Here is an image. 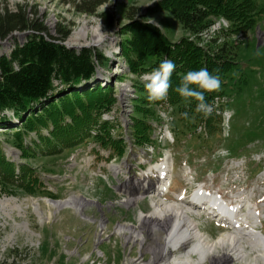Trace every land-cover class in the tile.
Here are the masks:
<instances>
[{"label":"rangeland","instance_id":"374dc122","mask_svg":"<svg viewBox=\"0 0 264 264\" xmlns=\"http://www.w3.org/2000/svg\"><path fill=\"white\" fill-rule=\"evenodd\" d=\"M176 1L107 0L97 8L95 14L87 15L76 12L70 5L63 4L62 0H0V13L4 7L9 12H16L17 7H22L31 19L35 11L50 36L56 37L57 26L69 29L70 34L64 41V45H67L65 47L74 50L89 48L101 52L107 61L103 66H96V83L101 86L110 80L114 89V105L119 107L120 112L114 120L126 121L129 128L133 125L135 113L132 103L138 92L132 84V76L126 72L123 58L119 56L121 43L134 45L139 34L145 35L147 32V36L154 40L165 38L177 42L185 38L193 41L196 38L200 43L211 44L210 47H213L215 44L209 43V40L214 38V34L221 28L228 26L221 19H217L203 34L193 36L183 29L171 12L176 9ZM259 1L264 9V0ZM104 12L111 16L112 24L101 19L100 14ZM132 12L138 14L129 19L127 15ZM153 20L157 21L159 26L154 25ZM138 23L146 24L144 26L147 27L143 28ZM82 27L86 30L85 36L78 35ZM152 28L158 30V36L152 32ZM96 30L103 37L98 43L92 42V33ZM30 33L15 32L10 39L0 42V55L6 52L9 55L15 44L24 42ZM230 42L234 47L231 53L239 64V70L228 75L229 79L223 88L228 100L226 110L231 113L228 134L222 136V133H219L207 140H197L188 137L186 126L177 124V134L174 133L176 144L164 146L173 153L175 178L167 199H171L173 194L184 187L188 188L187 195L193 196L190 194L198 193L196 187L202 185L210 195L219 196L230 208L237 210L236 206L241 207L243 215L238 214L236 218L243 220L239 221L244 227L243 231H260L255 233L260 235L264 242V168L261 170V166L256 167L257 163L254 162L258 152L264 153V10L251 30L234 36ZM124 75L126 78L121 79ZM127 89L128 91H125ZM130 99L132 108L129 105ZM108 115L112 116L111 113ZM6 127L0 124V142L6 156L12 158V155L15 156L12 151L17 148L13 145L11 131ZM157 130L162 133V138L165 127H158ZM89 148V145L84 144L60 155L25 160L39 173L47 194L30 196L18 190H14L12 195L0 192V203L4 207L0 210V264H129L130 259L135 261L140 257L138 247L123 245L117 240L113 227L117 223L135 225L138 211H149L147 204L150 200L141 202L139 207L132 205L133 210L125 209L120 204L125 198L123 195L126 186L130 190L134 189L131 184L136 177L134 167L143 169L149 158L132 151L121 160L116 158V162L110 164V160H97L94 151H89ZM167 149L159 150L162 154V151L166 152ZM217 149L221 155L225 154L222 149H226L230 158L223 159L219 155L213 158L211 153ZM162 155L156 152L153 161L159 160ZM71 156L78 162L69 172ZM82 156L83 159L84 156L92 157L91 161L94 159L89 169H85L83 161H79ZM185 158L192 166L187 170L190 174L183 178L180 168ZM197 159L201 160V163L194 164L192 161ZM260 164L264 166L263 161ZM111 166L120 171L114 174ZM190 178L193 181L187 185L185 180ZM141 186L136 190L142 191ZM71 196L87 199L84 213L94 218L101 214L108 221V230L100 232L96 223L85 222L72 207L56 212L46 202L64 201ZM139 196L144 197V194ZM34 202L39 204L38 214L33 210ZM15 206H19L21 211ZM99 209L101 212H98ZM248 210L256 215L255 222L245 215ZM195 219L199 221L200 230L210 241L229 231L224 227L226 223L215 221L216 217L213 221L202 214ZM105 231H108L106 239L102 240L101 234ZM156 243L157 239L145 241L148 246ZM182 251L183 248L168 259L181 257ZM253 255L254 251L248 247L246 257L252 259ZM149 258L150 255L144 253L139 261H149ZM196 259L197 257L193 256V260ZM203 264H209V261Z\"/></svg>","mask_w":264,"mask_h":264},{"label":"trees","instance_id":"16d2710c","mask_svg":"<svg viewBox=\"0 0 264 264\" xmlns=\"http://www.w3.org/2000/svg\"><path fill=\"white\" fill-rule=\"evenodd\" d=\"M62 2L78 13L92 15L107 0ZM175 10L171 12L177 21L193 36L203 34L217 19L228 21V27L221 28L209 40L215 44L213 47L196 38L177 42L165 38L154 40L147 32L139 34L134 45L121 43L119 56L138 92L132 103L133 125L128 129L135 147L149 146L150 120L159 108L176 116L173 133L177 134V124L186 126L187 132L201 140L221 132L218 111L226 106L223 88L228 75L239 70L230 41L251 30L264 9L259 0H177ZM32 14L30 19L22 7H17L16 12L4 7L0 13V42L13 32H31L24 42L15 44L9 55H0V124L11 131L13 145L19 151V159L14 161L6 156L0 142V192L11 195L14 190L30 196L47 194L39 173L25 161L30 158L60 155L88 140L109 152L107 160L120 158L126 151L123 134L116 123L101 119V115L114 105L110 80L102 87L96 83V66L105 65L107 60L94 49L65 47L63 43L70 34L69 29L57 26V35L52 37L36 12ZM137 14L132 12L127 16L133 19ZM100 17L108 24L113 23L106 12ZM152 32L155 36L159 34L156 28H152ZM165 58L176 65L171 87L164 100L150 103L141 77L158 67ZM202 67L221 80L219 91L205 93L206 101L213 106L210 116L195 111L198 101L194 98L185 99L174 91L185 73ZM215 105L218 106L214 108ZM116 113L111 111L114 117ZM104 118L110 119L108 114ZM198 127L201 128L199 133Z\"/></svg>","mask_w":264,"mask_h":264},{"label":"bare ground","instance_id":"6f19581e","mask_svg":"<svg viewBox=\"0 0 264 264\" xmlns=\"http://www.w3.org/2000/svg\"><path fill=\"white\" fill-rule=\"evenodd\" d=\"M85 33L86 30L82 27L79 29L78 35L85 36ZM92 34H94L92 37L94 41L92 42L98 43L102 41L103 37L99 31L96 30ZM9 50L10 49H8V51ZM1 55H8V52ZM125 91H128V89ZM129 105L130 108H132L131 99ZM118 108L119 107L117 106L115 109L117 112L116 114H120ZM107 114L103 115V119L113 121L114 114H112V116L109 115L110 119L104 118ZM162 115L163 114L160 116L162 117ZM121 123L127 128L126 121H122ZM163 128L164 127H161V129ZM168 135L169 136H166L165 138L171 141L170 134L168 133ZM168 164V156H165L164 163L160 166L166 167ZM111 170L117 171V168L111 166ZM138 180H144V182L138 184L136 189L142 185L140 188L143 190L140 192L136 190L135 194L129 192V195L126 194L124 196L125 198L120 201V204L125 209L133 210L131 208L132 205L139 207L141 202L150 200L147 204L149 211L145 213L140 209L136 216L137 223L135 225L117 223L116 226L113 227L115 229L114 233L117 240L122 242L123 245L136 246L139 249L140 257L135 261L130 259L129 264L134 262H137V264H158L161 262H163V264H203L205 261H209V264H236V262H239L240 264H264V242L262 237L255 233H260V231L254 232L251 229L244 232V227L240 224L243 220L241 218H236L239 212L241 216L243 215L241 207L236 206L237 210H235L234 207H225L227 206L225 201L222 203L218 198H214L209 192L203 189H200L198 192L202 197H194L193 199L195 200L184 207L162 202L155 196H146L144 194V197H141L139 195H142L143 192H145L144 189L148 186V178L141 176ZM151 184L150 189H153L157 185L156 182ZM46 202L49 206L53 207L56 212L66 207H72L76 210L82 220H85V222L89 224L90 222L93 224L96 223L98 230H101L100 232L104 229L108 230V226H106L108 221L102 217L100 213L98 218H94V216H89L84 213V206L88 204V200L81 196H71L64 201L47 200ZM199 203H201V206H199ZM15 208L21 211L19 206H15ZM2 209H4V207L3 204L0 203V210ZM195 209L204 211L207 217L213 213V209L217 210L218 214L214 215L212 218L218 216L217 218L219 221L226 223L224 224V227L226 226L228 230H231L232 232L228 231L223 235L221 234L218 239L210 241V239H208L199 228V221L195 219V216L199 214ZM33 210L35 213H39L38 203H33ZM98 212H101V209H99ZM245 215L255 222L256 215L254 212L248 210ZM106 232L108 231L101 234L102 240L106 239ZM154 239H157L156 244L152 246L145 245L146 240L151 241ZM248 247L254 251L252 259L246 257V249ZM181 248H183L181 257L168 259L170 256H174V254ZM144 253L150 255L149 261H139ZM193 256H196L197 259L193 260Z\"/></svg>","mask_w":264,"mask_h":264},{"label":"clouds","instance_id":"9594fccd","mask_svg":"<svg viewBox=\"0 0 264 264\" xmlns=\"http://www.w3.org/2000/svg\"><path fill=\"white\" fill-rule=\"evenodd\" d=\"M152 23L159 26L155 20ZM224 24L227 25L228 21L225 20ZM175 68V63L165 58L158 67L143 74L141 80L144 82L148 102L154 103L167 97L169 88L171 87V76ZM220 88V77L211 74L206 67H202L199 70H190L185 73L174 91L185 99L194 98L198 101L195 111L203 113L205 116H210L213 112V106L206 101L205 93L216 92ZM183 115L187 117V113ZM222 151L226 153V149H222Z\"/></svg>","mask_w":264,"mask_h":264},{"label":"built area","instance_id":"2783aa9c","mask_svg":"<svg viewBox=\"0 0 264 264\" xmlns=\"http://www.w3.org/2000/svg\"><path fill=\"white\" fill-rule=\"evenodd\" d=\"M163 118H165V115L163 116ZM124 126V125H123ZM163 136H169L168 135V131L166 130V127H165V133H163Z\"/></svg>","mask_w":264,"mask_h":264},{"label":"water","instance_id":"95a60500","mask_svg":"<svg viewBox=\"0 0 264 264\" xmlns=\"http://www.w3.org/2000/svg\"><path fill=\"white\" fill-rule=\"evenodd\" d=\"M13 33H15V32H13ZM13 33H11V35H9V36L6 38V40L10 39L11 36L13 35ZM63 45H64V43H63Z\"/></svg>","mask_w":264,"mask_h":264}]
</instances>
